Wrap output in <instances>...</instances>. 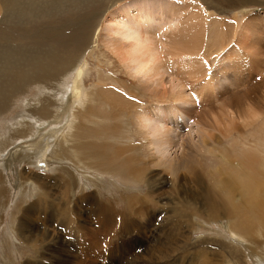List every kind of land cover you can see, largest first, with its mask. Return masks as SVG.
I'll list each match as a JSON object with an SVG mask.
<instances>
[{
    "label": "rangeland",
    "instance_id": "obj_1",
    "mask_svg": "<svg viewBox=\"0 0 264 264\" xmlns=\"http://www.w3.org/2000/svg\"><path fill=\"white\" fill-rule=\"evenodd\" d=\"M11 2L12 1H9L8 4L11 5ZM250 2L251 3H249L248 6H246L247 8L245 7L243 11L242 8H233V10L226 9L227 11L224 10L222 14H219L215 12L214 9H209L204 0H202V2L201 0H17L16 4L11 8L9 6L6 8L3 0H0V55L2 56L0 57V92H13V96L10 97L12 100L9 98L10 104L0 113V264H77L78 261H80L79 264L81 262V264H206V253L203 254L205 255L203 256L201 250L198 249H196L198 253L190 250H188V253H183L184 255H181V257H183L181 262L178 260V262L175 261V258H178L180 253L178 255L177 253L172 255L170 258L168 257L169 260L166 259L169 255L165 254L163 260L159 261L155 260V255H153L152 258L148 256L150 255V250L153 248L160 247L158 249L163 251L164 244H168L170 239L173 238L172 241H174L175 238H183L182 235L189 231H186L187 224L182 225L177 218L176 221L172 219L173 224L170 226L173 229L176 227L174 230V235L176 234L175 237H172L174 236L172 234L173 229L171 230L170 227H167V216L163 214L168 207L174 209V201H176L177 195L175 193V196L172 194L175 187L170 185L175 182L176 177L173 173L174 171L169 166L164 169L163 167H158L159 164L152 163L154 154L150 148L149 140L140 133L137 112L140 109L151 108V106L153 107L157 104L169 106L171 103H174L173 101L176 94L182 95L183 92V94L186 95V104L180 103V106L182 105L183 108L187 107L186 109L191 110V115L189 116L192 117L194 121L191 125H201L200 121L197 122L199 115H203L210 120L217 117L219 118L218 113L222 109V102L216 103V101L209 98L206 83L208 82L209 75L215 78V80L212 81H214V84L218 87L217 92L226 94L221 97L220 100L227 97L226 92L228 91L238 93L244 90L243 88H235L236 75L232 73L233 70L230 71L232 74H230L228 70H225L227 69L226 67H228L227 65H232V60L226 55L229 53L231 54L230 50L237 47L236 39L227 40L223 50L219 51L215 49V45V47L212 46L213 44L209 41L207 43V40L211 37V33L214 32L212 22L208 23V25L205 23V25L209 27L204 36L205 43L203 42V46L205 47L204 49H202L203 47L201 48L200 57L202 55L207 65L205 66L203 64V66H201L200 64V66H196V72L192 73L194 74L193 76H188V73L183 71L184 67L178 68L177 62H175V68L172 67L174 69H172L171 66L168 68L169 65H167L168 75H165L164 81L167 84V89L173 92H171V101L163 103L157 101V97L154 95L155 93L143 88L137 80L130 77L131 75L128 70H126L118 58L115 57L116 55L112 54L111 50L108 49L106 43L110 42L111 37L109 38L106 36L104 29L108 19L117 15L116 13L122 11L127 5H138L136 6L137 8L134 7V9L138 10L140 8L139 10L143 12L155 9L160 3V8H163L166 12L170 11L169 9L174 6L176 11L167 13V19H164V21L162 20L163 23H161V17L153 19L151 25L149 23V26L154 27V29L152 28L153 30H146L142 27L144 25L141 26L140 24L134 26L129 25L126 29L119 31L120 36L116 34L114 37L121 39L124 32L135 29L142 33L144 31H150L152 32L151 35H153L157 28L158 31L162 30L163 24H166L165 22L168 19L170 23H172L171 21L173 20L175 23H178V20H184L185 24H188L187 18L195 12V5L198 6V8L200 7L201 11L204 10V12L200 13L203 15L206 13L205 16L210 20L214 18L213 14L215 13V17L218 15L220 17L219 19H225L230 23L242 21L244 23L250 22L252 26H255L256 23L253 22V19L264 15V0H250ZM5 10H8L9 13H5ZM23 12H25V15ZM135 12L133 15L137 14V11ZM178 13L181 15L179 16ZM175 14L178 16L176 17ZM87 18L88 21L86 20ZM158 19L160 21H158ZM84 20H86V24ZM184 21L182 23H184ZM124 23L125 22L121 24L123 25ZM184 25L182 26L185 27ZM170 26L171 28L174 27L173 24H170ZM181 33L182 31L176 34ZM129 34L126 33V35ZM135 37L138 39H145L144 34L140 37ZM253 37V34H251V37L248 35L246 40L248 39V41L251 42L259 37L264 43L263 30L258 34V37L257 35H255L254 39ZM169 38H171V34L170 37L165 38V40L168 41ZM158 39L160 40V38H157V42L159 43ZM4 47L9 50V58H6V61L3 56L5 53L2 52L4 51ZM236 49L237 51L235 50L236 52L232 54V56H235L233 62L237 65L241 63L245 64L247 71H249V69L254 67L251 61V58H254L253 50L247 51L243 47ZM262 52L264 56V44ZM25 55L26 61L24 60ZM226 57L228 59L225 60L224 58ZM32 58L39 62L45 59L38 64V66L49 69V72L38 73L35 71L36 62H34V60L31 61ZM261 58L263 62L264 58ZM173 60H177L176 57L175 59L173 58ZM221 60L222 62H220ZM255 67L257 66L255 65ZM9 68L11 70L10 73ZM179 69H182L183 73ZM260 70L262 71L256 77L253 73V79L251 81V86H255V84L258 86L255 94H251L252 98L256 100L264 97V83L260 81L264 76V66H262ZM78 71H83V76L82 80L78 81L77 84V80L79 79ZM246 73L251 74L250 72ZM209 77L211 78V76ZM221 85L223 86L221 87ZM224 85L226 90L223 89ZM251 86L249 84V87ZM74 87L81 90L80 98L78 100H69V97L75 94ZM110 99H114L115 101L123 99L127 107L124 109L118 107V110L121 111L115 114L117 109L107 102V100ZM64 100L67 102L69 100L70 104L63 105ZM241 100H243V98ZM243 102H246V100L241 102L245 106ZM241 109L243 110V106L238 109L239 113H241ZM181 110L180 112H182ZM47 119L50 120L51 124L46 121ZM43 121L46 122L44 123ZM262 121L264 123V117H262L260 122ZM195 122H197V124ZM182 124V130L170 125V128L174 129L172 130L175 137L173 138L174 141L179 140L188 148L187 150L185 149L187 158L191 150H198L196 155L202 154L204 157L207 156V158H209L208 164L213 165L211 161L213 156L209 153L207 155L204 146L202 147V144L199 143L198 135L191 134L190 129L187 128L183 122ZM258 124L253 127L250 126L251 128H242L239 132L234 131L230 139L235 138L238 140L241 133H246L247 135L248 133H254V131L258 132V129H256L257 126H259ZM211 125L214 126V123ZM41 127L43 128L42 131L37 132ZM219 128V126H216L215 135L221 136V131L223 129ZM82 130H88V135H91V137H87V140L92 143L90 148L94 149V153L87 155L86 153H82L84 149H81V151L76 154L68 148L72 145V137H70V135L76 131ZM235 133H240V135H236ZM85 139V136L80 140L76 139V145H79L80 142L84 143L86 141ZM250 140H253V137L250 136ZM62 141L66 142L65 147L69 150L60 147ZM107 142L114 143L108 150L112 151V149H115L114 146H117V148L119 147L124 151V158H128V150L133 152L130 153L132 158L129 160L133 161L135 157L139 158V167L140 164L142 166L144 165L140 168H143L142 171H145V173L142 172L144 174H142V178L138 177L137 180H134L138 185L136 183H130L133 179L131 180L128 177L129 174L125 170L124 165L119 162L111 164L112 166L110 165L111 171L103 172L100 170L103 169L100 164V159L103 158V155H101L103 152L101 149L100 152L98 147L99 144L100 148L106 145L110 146ZM225 142L227 143H224V145L229 144L228 140ZM181 143H178V145ZM194 144H196V146ZM126 147L128 149H126ZM61 148L66 151L64 154L62 153V157H65L63 158V162H61L63 165L56 164L57 162L55 163L54 160L51 164L48 160H50L53 153H56L58 149ZM95 149L98 151L97 153ZM183 150L184 148L182 149L181 145L177 152L175 149H170L169 146L164 149L167 157L173 156L171 158L173 159L172 163L176 162L173 163V165L175 164L177 166L180 165V162L186 157L182 154V152L184 153ZM68 151L74 158L67 153ZM98 154L100 159L96 162V158H99ZM216 154L221 155L218 151H216L215 155ZM79 156L81 158H79ZM66 157L69 161H66ZM86 157L87 159L85 162L84 159ZM8 158L10 161L9 167L3 164L4 160ZM157 158L158 157H156V159ZM71 160L74 161L72 162ZM79 162L81 163L77 164ZM92 163L93 167L89 168L88 166ZM74 164L79 166L76 167ZM87 164L88 166H86ZM98 165L99 170L97 169ZM114 165L117 167L114 168ZM123 167L125 172H120L119 170ZM144 167H146V169ZM114 170L117 171L115 172L116 174L113 173ZM24 172L26 175H32L31 178L39 177L38 179H40L43 184L46 182H48V184L50 183L49 186L45 191L43 190L44 187L40 188L38 185L34 186V183H32L33 188L32 186L28 187V185L25 188H21V184L26 185L20 179L22 178L21 174ZM61 173H66L67 175L72 173L78 183H76L75 200L73 203L76 204L81 196L89 195L97 191L98 196L103 200L98 203H111V205L117 209V212L122 214L128 212L127 204L130 199L139 197L145 198L147 196L148 187L146 185L147 182L150 183V180L153 178L154 191L152 192L154 198H150L154 202V211L151 210L148 216L145 215V217L137 218V228H133L130 231H125L121 225L116 226L115 223L109 228L104 225H99L100 223L97 222V220H95L96 218L90 213V207H88L89 204L87 202L79 204V210H73L75 206L71 205V202V207H69L72 208L71 210H64L62 207L63 201L59 199V201L55 200L56 202H53V198L62 197L64 191L61 186L67 184L60 176ZM160 173L162 176H160ZM147 175H149V177L152 176V178L147 177ZM183 175L184 173L180 174L177 178H181L182 180ZM140 180H142L143 183ZM99 182H102L101 185ZM186 184L187 183L184 181L182 192H185L188 187V195L190 196L193 192L192 189L198 186L195 183H193V185ZM218 184L220 185V182ZM218 184L217 190H219ZM49 187H51L50 193L52 195L48 192ZM54 187H56L58 191ZM199 190L201 191V188H199ZM64 194H66V197L69 199L73 197L72 191H65ZM173 197L175 200H172ZM167 201L170 202L168 203ZM172 204L173 206H171ZM39 207L40 210L42 208L43 213L37 210ZM31 208L32 213L36 211V214L32 216V219H35V221L31 224L32 227L29 222H26V230L29 233L33 230H35L33 232L39 233L36 238L39 239L38 243L40 244L35 246L24 242L22 239V231L19 227L23 212ZM57 210H60V213L55 215ZM172 212L171 215L173 216L174 211ZM71 220L75 225H84V229L80 227L78 233L74 232L73 229L69 227ZM178 220L180 223H178ZM174 224L177 225L175 226ZM243 225L245 226V224ZM97 226L100 230H98ZM22 227L24 226L22 225ZM102 227H104V229H102ZM180 229H183L185 233ZM26 230L23 231L24 234ZM187 230L189 229L187 228ZM194 230L195 231L191 235L193 240L189 243V247L192 248L193 246L190 245H196L197 243L206 241H208V243L211 242L213 246H216V243L220 242V244L217 245L225 248L227 245L232 244V246L242 254L243 259L239 258L238 260L235 258V261L233 258L228 261L233 264H243L242 260L245 258L246 264H250L251 258H247L242 248L237 246L235 242L236 238L233 237L234 234L232 232V234L230 233L231 224L227 220L220 219L219 221L206 224L205 221L203 222V220L199 218L195 220ZM89 232H93L96 236L99 235V239L94 240L95 235L92 233L90 235ZM97 232H99V234ZM108 234H112L113 239H109ZM92 235L93 238H91ZM76 238L82 239L85 244L87 242L89 245H84L85 247H82V240L80 241ZM167 238L170 239L168 240ZM236 241L237 243H242L240 240ZM42 245L44 247H42ZM209 250H211V252L216 251L215 253H217V251L219 252L217 247L209 248ZM189 251L192 252V254ZM200 252L202 255L201 257ZM196 253L197 255H194ZM208 257L210 258V254Z\"/></svg>",
    "mask_w": 264,
    "mask_h": 264
},
{
    "label": "bare ground",
    "instance_id": "obj_2",
    "mask_svg": "<svg viewBox=\"0 0 264 264\" xmlns=\"http://www.w3.org/2000/svg\"><path fill=\"white\" fill-rule=\"evenodd\" d=\"M9 1H12L11 5L8 4ZM204 1L206 2L205 4L208 6L209 9L212 8L215 10V12H217L219 14H222V12L226 9H232L233 10V8L234 9L242 8V11H243V9L246 6H248L249 3H251L250 0H209V2H208V0H204ZM16 2H17V0H3L4 6L6 8L8 6L10 8L13 7L16 4ZM201 2H202V0H201ZM135 4H136V2H135ZM160 5H161V3H160ZM160 5L155 7V9H150L149 11L147 10V11H143V12L139 10L140 8L138 10L134 9V7L137 8L136 6H138V5H136V6H134V4H132L130 6L127 5L124 9H123V7H124L123 6L122 11L116 13L117 15H114L111 19H108L107 23L105 22L106 26L104 29L106 36L109 38L111 37L110 42L106 43L108 49L111 50L112 54L116 55L115 57H117L118 60L121 62V64L126 68V70H128V72L131 75L130 77L137 80L140 83V85H142L143 88H146L149 91L155 93L154 95L157 97V101H160L163 103L171 101V99H170L171 98V92H173V91H170V89L169 90L167 89L168 87L166 86L167 84L164 81V77H165V75H168L167 70L170 66H171V68L172 67L175 68V62L178 63L177 64L178 68L184 67L183 71H185V73H188L187 74L188 76L194 75L192 73L196 72V70H195L196 66H200V64H201V66H203V64L205 66L207 65L206 61H204L205 59L203 60L202 55L200 57V54H201L200 52H201V48L203 47L202 49H204V47H205V46H203L204 45L203 42L205 40L204 36H205L206 32L208 31V27H209V26H207L208 23L212 22L214 32L211 33V37L209 38V40H207V43L209 41L211 44H213L212 46H214V45L216 46L215 49L220 51V50L224 49L227 40L229 41V40L236 39V43H237L236 48L243 47L247 51L253 50L254 58H251V61H252V64L254 67L253 68L250 67L251 69H249V71H247L245 64L241 63V64L237 65L235 62H233L235 56H232V54H234V52H236L237 49L233 48L230 50L231 54L229 53L226 56L232 60V65L226 64L228 67H226L227 69H225V70H228L229 72L231 70H233L232 73L236 75L235 76V88H237V89L243 88L244 90L240 91L238 93L228 91V92H226L227 97L220 100V98L226 94H221V93L217 92L218 87H216V85L214 84V81H212V80H215V78L212 75H209V76H211V78L208 76L209 79L207 78L208 82L206 83L209 98L212 99L213 101H216V103L221 101L222 102V109L218 113L219 118L218 117L213 118V120H210L203 115H199L197 118L198 119L197 122L200 121L201 125H198V126L197 125L196 126L191 125L192 123H194L192 117L189 116V115H191L190 114L191 110L186 109L187 107L183 108L182 105H181L182 107L180 106V103H182L184 105L186 104V95L183 94V92H182V95L176 94L175 99L173 98L174 103H171V104L169 103L170 104L169 106H164V104L163 105L157 104L153 107L151 106V108L148 107L147 109H140L141 108L140 107L139 111L137 109V111H138L137 112V121H138V127L140 130V133L146 139L149 140L150 148L154 154V159L152 160V163H157V164H159L158 167L160 166V167H163L164 169L167 166H169L174 171L173 173L176 177L175 182L173 183V181H172L173 184L170 185V186L175 187V190L172 194L174 195V193H175L177 195L176 201H174L175 202L174 209H172V207H170V208L168 207L163 214V215L167 216L166 221H168V222H166V223L168 225L167 224L166 225H167V227H170L171 224H173L172 219H175L174 221H176V218H177L180 220L182 225L187 224V228L189 229V230H187V228H186V231H189L188 233H185V231L183 229H180V230L184 231V233H185L184 235H182L183 238H180V239L175 238L174 241H172V239H173L172 237L176 236V234L174 235V230L176 227L174 229L172 227H170L171 230L173 229L172 234L174 236L171 237L172 239L169 238L170 241L168 242V244H164L165 245L164 250L161 251L160 249H158L160 247L155 248V249L153 248L152 250H150V252L148 251L150 254L148 256L150 258H152V256L155 255L156 256L155 260L159 261V260H163L165 254L169 255V256L166 255L167 257L165 256L166 259L169 260L168 257L170 258V256H172L176 253L178 255L180 253V256H178V258H175V261L178 260L179 262H181L183 260L182 259L183 257H181V255H184L186 252L188 253V250L195 251L198 253V251H196V249H198V250H201L202 255L206 253V257H207V259L205 260L206 264H233V263H230L228 260L233 259V258L235 261H236V259L239 260V258L243 259L242 254L240 252H238L237 249H235L232 246V244L227 245V247L225 248L223 246L217 245V244H220V242L216 243V246H213L211 244V242L208 243V241H206V242L197 243L196 245L195 244L190 245V246H193L192 248L189 247V243L192 242V240H193L191 235L195 231L194 229H195V220L196 219L200 218L203 220V222L205 221L206 224L209 222L219 221L220 219H222V220H227L228 222H230V224H231L230 233L232 232L234 234L233 237L236 238V240H240L242 242V243H240V242L237 243V241L235 240L237 246L242 248V250L245 253V255L247 256V258H251L250 264H264V123H263V121L260 122L262 120V117H264V97L262 99L259 98L258 100H256L255 98H252V95L255 94V92L258 89V86L256 84H255V86L254 85L251 86V83H252L251 81L253 79L252 78L253 73L255 74V77H256L262 71V70H260V69H262V66H264V60L262 62V58H261V57L264 58L263 52H262V48H263L264 43L262 42L263 40L261 41V39L258 37V34L262 30L264 33V15H261L262 17L260 16L258 18L253 19L254 20L253 22L256 23V25H255L256 27H255V26H252V23H250V22L244 23L242 21L241 22L236 21L234 23H230V22H227L225 19L221 20V19H219L220 17L218 15L215 17V15H216L215 13L213 14L214 18L212 20H210L207 18V16H205L206 13H204V15L202 13H200V12H204V10L201 11L200 7L198 8V6L195 5L194 6L195 12H193V15L191 14V16H189L187 18V20H188L187 22L189 25L185 24L184 20H183L184 23H182L183 21H180V20H178V23H175L174 20L171 19L173 21H171L172 23H170V20L168 19L165 22L166 24H163L162 30L159 29L161 31H158V28H157L154 31L155 33L153 35H151L152 32H150V31H144L142 33L139 30L137 31V29H135V30H129L127 32H124L122 34L123 36L121 39H117L114 37L116 34H118L120 36L119 31L126 29L129 25L134 26V25L140 24L141 26L144 25L142 27H144L146 30H150L152 28L154 29L153 26L152 27L149 26V23L151 25V22L153 19H155V18L157 19V17H159V18L161 17V21L162 20L164 21V19L165 20L167 19V17H166L167 13H169V12L173 13L174 11H176V9H174V7H175L174 6V7H171L169 9L170 11L166 12L163 8L162 9L160 8ZM151 8H154V7H151ZM135 11H137V14L133 15V13ZM5 13H9V11L5 10ZM24 13L25 12H23V14ZM24 15H22V16H24ZM178 15L180 16L181 14L178 13ZM178 15H176V17ZM168 16L171 17L170 15H168ZM86 20L88 21V18ZM86 20H84L85 24H86ZM158 21H160V20L158 19ZM163 21L161 23H163ZM123 22H125V23L122 25L121 23H123ZM205 23L207 25H205ZM170 24H173L175 28L174 27L171 28ZM182 25H184L185 27H183ZM186 25H188V26H186ZM129 28H131V27H129ZM180 31H182L181 34H176L177 32H180ZM129 32H130V34H129ZM126 33H128L129 35H126ZM140 33L144 34L145 39H141V38L138 39L135 37V36L140 37L142 35ZM170 34H171V38H169L168 41L165 40V38L170 37ZM172 34H173V37H172ZM251 34L254 35L253 39L255 38V35H257L258 38H255L253 41L249 42L248 39L246 40V37H248V35H250V37H251ZM80 36H83V35H80ZM161 37H162V39H161ZM142 38H143V36H142ZM157 38H160V40L158 39L159 43L157 42ZM2 52L5 53V55H3V56L5 57V61H6V58L7 59L9 58L8 57L9 50L4 47V51H2ZM172 52H173V54H172ZM0 57H2V56L0 55ZM48 57H50V56H48ZM175 57L177 60H173V58L175 59ZM227 57L224 59L225 60L228 59ZM52 59H53V57H52ZM24 60L26 61V55L24 56ZM32 60H34V62H36V69L37 70L35 69V71H37L38 73L49 72V69H47L45 67L38 66V64L43 62L45 59L42 60L41 62H39L38 60L33 59V58L31 59V61ZM222 60L220 62H222ZM169 61H170V63H169ZM167 63H169V64H167ZM3 65H4V63H3ZM167 65H169L168 68H167ZM255 65L257 67H255ZM174 68H172V69H174ZM255 69H256V71H255ZM179 70L182 71V69H179ZM175 71H176V69H175ZM183 71H182V73H183ZM228 71H226V72H228ZM10 72H11V70L9 68V73ZM246 72H250L251 74H247ZM232 73L230 72V74H232ZM18 75H19V73H18ZM82 76H83V71H80L79 72V79L77 80V84H78V81L82 80ZM169 80H172V79H169ZM172 81H174V80H172ZM260 81H261V83H264V76H263V79H261ZM247 84H248V86H247ZM249 84L251 87H249ZM222 86L223 85H221V87ZM233 86H234V84H233ZM13 88H11V89H13ZM223 89L226 90L225 85H224ZM12 93L13 92H5V91L0 92V113H2L4 111V109L10 104L9 98L11 96H13ZM74 93L75 94H73L69 97V100H75V99L78 100L80 98L81 90L75 88ZM199 94H200V92H199ZM199 94H197V95H199ZM199 98H200V96H199ZM242 98H243V100H246V102H243L245 104V106L241 103L243 101V100H241ZM69 100H68V102L64 100L63 105L64 104L69 105L70 104ZM107 102L109 104L113 105L114 108L117 109V111H115V114H116V112L119 111L118 107H122L121 109H124L127 107L126 103L124 102L123 99L122 100L118 99L117 101H115L114 99L113 100L110 99V100H107ZM188 104H190V103H188ZM45 106H47V105H45ZM236 106L238 107V109H240L243 106V110L241 109L242 110L241 113H239ZM55 107H56V105H55ZM181 109H183V110H181ZM180 110L182 112H180ZM51 118H52V116H51ZM40 120H42V119H40ZM46 121L50 122L49 119H47ZM195 121H196V119H195ZM171 122H172V124H171ZM182 122L185 124V126L187 128L190 129L191 134H194V135L197 134L198 135L199 143L202 144V147L204 146V149H205L207 155L209 153L213 156V158L211 160L213 165L208 164L209 158H207V156L204 157V156H202V154L196 155V153H198V150H195V151L191 150V152L187 158L185 149L187 150L188 148H186V146L183 143H181L179 140L174 141L173 138H175V137H174V134L172 133L173 132L172 130H174V129L170 128V125L173 126L174 128L177 127L178 129L182 130L183 129ZM197 122H195V123L197 124ZM213 123H214V126L211 125ZM50 124H51V122H50ZM122 124H124V123H122ZM256 124L259 125L256 128V129H258V132L254 131V133H252V134L248 133L247 135H246V133H241V135H240V133H237L240 135V138L238 140L235 138L230 139V137L233 135L232 133L234 131L239 132L240 129L242 130V128L247 129L248 127H250V126L253 127ZM209 126H210V128H209ZM216 126H219L220 127L219 129H221V128L223 129L221 131V136L215 135ZM42 129L43 128L41 127L40 130H37V132L42 131ZM250 130H252V129H250ZM84 136L86 138L85 139L86 141L84 143L80 142L79 145H76L77 142H75V140L76 139L80 140ZM250 136L253 137V140H250ZM70 137H72V139H71L72 145L68 148L70 150H72L74 153L77 154V152H80L81 149L82 150L84 149L82 153H86L87 155L90 153H94L93 152L94 149L90 148L92 146V143H90L87 140V137H91V135L90 136L88 135V130L76 131L72 135H70ZM176 139H177V137H176ZM227 140H228L229 144L224 145V143H227V142H225ZM65 143H66L65 141H62V143L60 144V147H62V148L64 147L66 149L67 147H65ZM111 143H113V142L108 143V144H110V146L106 145V146H103L102 148H100V144H99L98 150H100V149L102 150L103 153L101 155H103V158L101 157L102 159H100L99 154H98L99 158H96L97 156L95 158H96V162H98V160L100 159L101 163L100 162L99 163L103 167V169H100V170L103 172L111 171L110 165L113 163L115 164L116 162H119L122 165H124L125 170L129 174V176L128 175L127 176L131 180L133 179L132 181H130V183H133V184L136 183L138 185V183L135 182L134 180H137L138 177L142 178V174H143L142 172L145 173V171H142L143 168H140L142 166L141 164L139 167V158L133 156V157H135V159L133 161L129 160L132 158V155L130 153H133L132 151H129V150L127 151L128 158H126V157L124 158V151L119 147L117 148V146H114L115 149H112V151L108 150L109 148L112 147L111 145H114V143L113 144H111ZM178 143H181L180 145H181L182 149L184 148V150H183L184 153L182 152V154H183V156H186V157L180 162V165L177 166L175 164L173 165V163H176V162L172 163L173 159H171V158L173 156L167 157L165 155L164 149L169 146L170 149H172V150L175 149V151L177 152L178 148L180 147V145H178ZM93 144H96V143H93ZM194 145L196 146V144H194ZM94 147H95V145H94ZM132 147H134V146H132ZM62 148L58 149V151L56 153H53L50 160H48L51 164L53 163V160H54L55 163L57 162L56 164L63 165L61 162H63V160H64L63 158H65V157H62L63 156L62 153L64 154V152H66V151H64L63 150L64 148L63 149ZM126 149H128V148L126 147ZM101 150H100V152H101ZM200 150H201V148H200ZM95 151H96V149H95ZM216 151L220 152L221 155H218V154L215 155ZM97 152L98 151H96V153ZM201 152H199V153H201ZM67 153H69V151ZM67 153H66V155H67ZM66 155H64V156H66ZM69 155H70V153H69ZM80 155H83V154H80ZM70 156H72V155H70ZM72 157L74 158V156H72ZM87 157L84 159V161L87 159ZM156 157H158V158L156 159ZM79 158H81V157L79 156ZM95 158H93V159H95ZM89 159H90V157H89ZM89 159H88V161H89ZM67 160H68V158L66 159V161ZM158 160H159V162H158ZM179 160H180V158H179ZM76 161H77V159H76ZM145 161H146V159H145ZM81 162H79L77 164H80ZM148 163H149V161H148ZM3 164L5 166L10 165L9 158L4 160ZM82 164H83V162H82ZM74 165L76 166V164H74ZM92 165H93V163L90 165L91 167L88 166V164L86 166H88L89 168H92L93 167ZM78 166H76V167H78ZM119 166H120V164H119ZM148 166H150V165H148ZM97 167H98L97 169L99 170V165ZM115 167H117V166L114 165V168ZM124 167L122 169H120L119 171L125 172ZM144 168L146 169V167H144ZM115 170L113 173L117 172ZM146 173H147V171H146ZM182 173H184V175H183V179L181 180V178L179 179L177 177H179L180 174H182ZM60 176L63 178L64 181L67 182V184H65L64 186H61L62 190L64 191L62 193V197L56 198V199L53 198L54 199L53 202H56L55 200L63 201L62 207L64 208V210H71L72 209V208H69V207H71L70 202H71V205L75 206L73 208V210H75V209L79 210L78 209L79 204H81L82 202H87L89 204L88 207H90V210H89L90 213L92 214V216H94L96 218L95 220H97V222L100 223L99 225H104L105 227L107 226L109 228L111 225H113L115 223L116 226L121 225L125 231H130L133 228H137V224H138L137 218H140L143 216L145 217V215L148 216L149 212L154 209V202L150 198V197L154 198L153 192H152V191H154V188H153L154 182H153L152 176L149 177V175H147V177L152 178L150 180V183L147 182V185H146L148 187L147 196L145 198L139 197V198L130 199L128 204H127L128 212L124 213V214L117 212V209L115 207H113L111 205V203H107V202L98 203V202H102L103 200L100 198V196H98L97 191L95 193H92L89 195H83L78 199L76 204L73 203L75 200V189H76L77 181L75 180L72 173L68 174V175L66 173H61ZM160 176H162L161 173H160ZM21 177L22 178H20V179L26 184V185L21 184L22 185L21 188H25L27 185H28V187L32 186V188H33L32 183H34V186L38 185V186H40V188L44 187L43 190L45 191L46 188L50 184V183L48 184V182L43 184L42 181L40 179H38L39 177L31 178L32 175H26L25 172L21 174ZM173 178H174V176H173ZM140 181L142 182V180H140ZM164 181H166V180H164ZM184 181L187 183L186 185H189V184L193 185V183H195L199 188H201V191L199 190L198 187L195 186L192 189L193 192H192V194H190V196L188 195V193H189L188 187H187L185 192H182V187H184L183 186ZM219 182H220V185L218 184ZM101 183H100V185H101ZM217 184L219 185V190H217V187H218ZM52 186H54V185H52ZM97 186H99V185H97ZM54 188L56 189V187H54ZM56 190L58 191V189H56ZM68 190L73 192V194H72L73 197L70 199L68 197H66V194H64L65 191H68ZM48 192L49 193L51 192V187L48 188ZM172 200H175L174 197ZM166 205H167V203H166ZM58 206H60V205H58ZM155 206H157V205H155ZM171 206H173V204ZM31 210H32V208L30 210L23 212L22 221L20 220L19 227L22 231V237H23L22 239L24 240V242H26L27 244L30 243L32 246H35V245L40 244V243H38L39 239L36 238L39 233L33 232L35 230L30 231V233H29L26 230V222H29L30 226H31V224L35 221V219L34 220L32 219V216H34L36 214L35 213L36 211L32 213ZM37 210L39 212L43 213L42 208L40 210V207H39V209H37ZM172 211H174L173 216L171 215V213H173ZM59 213H60V210H57L55 215L59 214ZM179 220H178V223H180ZM197 223H198V221H197ZM243 224H245V226ZM22 225L24 227H22ZM83 226L75 225L72 220L69 224V227L71 229H73V231L76 233L79 232L80 227L84 229ZM102 229H104V227H102ZM24 230H26L25 234L23 233ZM98 230H100L99 227H98ZM91 233L93 235H95L94 240L99 239L98 238L99 235L96 236V234H94L93 232H91ZM91 233H90V235H91ZM97 233L99 234V232H97ZM107 233H109V232H107ZM93 235L91 238H93ZM105 235H107V234H105ZM108 235H109L108 236L109 239H113L112 234H108ZM76 239L80 240L78 238H76ZM84 241H85V239H84ZM81 243H82V247L89 245V243L87 244V242L85 244L83 242V240ZM46 244H48V243H46ZM211 246L217 247V249H219V252L218 251H217V253H215L216 251L211 252V250H209V248L210 249L212 248ZM42 247H44V246L42 245ZM45 248H46V246H45ZM201 252H200V257L202 256ZM190 253L192 254V252H190ZM197 253L194 255H197ZM207 254L208 255L210 254V258L208 257ZM186 256H187V254H186ZM203 256H205V255H203ZM79 262L80 261H78L77 264H79ZM242 262H243V264H246L245 258H244V260H242Z\"/></svg>",
    "mask_w": 264,
    "mask_h": 264
}]
</instances>
